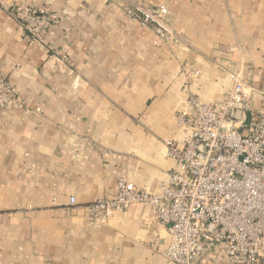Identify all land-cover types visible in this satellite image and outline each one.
<instances>
[{
    "label": "crops",
    "instance_id": "0c3cea01",
    "mask_svg": "<svg viewBox=\"0 0 264 264\" xmlns=\"http://www.w3.org/2000/svg\"><path fill=\"white\" fill-rule=\"evenodd\" d=\"M134 1L165 5L184 45L155 44L123 10ZM14 7L57 20L45 45L27 42ZM232 76L250 117L264 114V0H0V77L22 100L0 112V264H166L151 207L95 228L85 205L120 179L154 192L188 94L221 100ZM193 264L227 262L217 247Z\"/></svg>",
    "mask_w": 264,
    "mask_h": 264
},
{
    "label": "built area",
    "instance_id": "2783aa9c",
    "mask_svg": "<svg viewBox=\"0 0 264 264\" xmlns=\"http://www.w3.org/2000/svg\"><path fill=\"white\" fill-rule=\"evenodd\" d=\"M126 16L151 29L155 44L184 45L169 23L165 5L127 3ZM10 15L27 34L29 44L45 45V33L57 24L47 8L18 7ZM223 99L202 103L188 94L176 114L181 142L165 140V155L173 167L154 192L120 179L115 196L85 205L88 224L99 228L114 214L149 206L153 221L166 230V264H193L221 247L227 264H260L264 250V114L250 117V100L238 77ZM22 108L13 86L0 77V112ZM85 138L71 145L77 152ZM70 205L75 204L70 198Z\"/></svg>",
    "mask_w": 264,
    "mask_h": 264
},
{
    "label": "water",
    "instance_id": "95a60500",
    "mask_svg": "<svg viewBox=\"0 0 264 264\" xmlns=\"http://www.w3.org/2000/svg\"><path fill=\"white\" fill-rule=\"evenodd\" d=\"M250 121V115L248 113H246V120H245V126H248V123Z\"/></svg>",
    "mask_w": 264,
    "mask_h": 264
},
{
    "label": "rangeland",
    "instance_id": "374dc122",
    "mask_svg": "<svg viewBox=\"0 0 264 264\" xmlns=\"http://www.w3.org/2000/svg\"><path fill=\"white\" fill-rule=\"evenodd\" d=\"M16 8H18V7H14V8H12V10H15ZM11 10V11H12ZM11 11H10V13H11ZM23 28V27H22ZM23 31L25 32V30L23 29ZM25 34H26V32H25ZM27 35V34H26Z\"/></svg>",
    "mask_w": 264,
    "mask_h": 264
}]
</instances>
